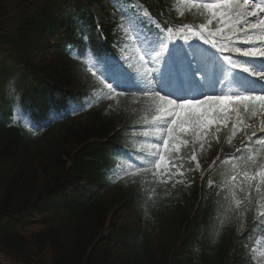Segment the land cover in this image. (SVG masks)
Returning <instances> with one entry per match:
<instances>
[{"label": "trees", "instance_id": "16d2710c", "mask_svg": "<svg viewBox=\"0 0 264 264\" xmlns=\"http://www.w3.org/2000/svg\"><path fill=\"white\" fill-rule=\"evenodd\" d=\"M147 1L158 12L163 10L166 17L170 13V20L198 22L196 18L203 16L181 0ZM39 3L43 5L39 7ZM54 5V0H0V114L4 116L12 104H17L8 98L10 88L20 95L21 107L32 109L34 102L38 117H44V112L54 106L50 82L63 91L83 92L85 96H92L99 88L81 64L63 53L62 42L75 43V37L63 34L64 9L56 11ZM66 36L70 39L65 40ZM6 55L13 61L11 71L16 77L11 87L4 74L8 69ZM65 99L63 96L61 102ZM111 105H99L41 134L22 126L0 127L2 253L26 264H169L175 242L189 221L187 207L174 203L162 208L150 223L154 226L152 236L148 234L135 248L125 237L103 235L108 224L116 230L135 221L131 199L125 200L129 195L115 188L94 199L84 191L82 179L98 172L93 163L83 162L80 156L91 152L92 141L110 135L125 142L122 130L135 121L132 107L120 102ZM100 146L92 149L99 152ZM100 158L106 155L97 154L96 159ZM70 161L71 173L67 170ZM199 190L201 193L202 186ZM199 190L193 192V203H187L191 208ZM225 234L218 250L222 251L211 258L216 264H223L234 235L229 230ZM206 253L202 256L217 252Z\"/></svg>", "mask_w": 264, "mask_h": 264}, {"label": "snow or ice", "instance_id": "6c2138e0", "mask_svg": "<svg viewBox=\"0 0 264 264\" xmlns=\"http://www.w3.org/2000/svg\"><path fill=\"white\" fill-rule=\"evenodd\" d=\"M191 7L207 20L202 29L213 23L216 25L214 31L189 30L182 34L185 42L190 35L198 37L209 46L208 50L214 49L217 59L225 66L222 79H218L211 89L201 87L193 92L172 72L166 78V87L171 91L160 86L157 77L140 82L138 89L130 90L117 88L101 72V83L110 96L135 92L144 98L145 111L151 114V119L145 120L149 129L143 134L153 137L156 142L150 145V159L145 157L149 167L142 165L140 171H151L154 180L163 184L171 182L175 187L176 183L182 182L177 178L184 177L186 171L200 170L198 153L210 148L213 142L220 143L222 131L227 130L226 142L234 151L226 157H218L221 162L231 164L230 180L226 184L235 199L238 177H242L238 182L242 195L236 200L237 207L259 209L264 207V143L259 150L254 149L258 142H264V135H258L264 134V70H254L253 65H264V0H192ZM129 23L135 22L129 20ZM156 44L159 45L158 51L150 45L145 53L154 65L163 63L165 53L170 51L162 31ZM173 46H178L181 51L184 49V45ZM140 60L148 62L144 55ZM236 70L248 74L254 87L237 89L226 86ZM159 76L164 79L162 71ZM203 76L194 73L190 79L202 81ZM174 79L177 81L175 85ZM184 79L189 78L185 75ZM237 136L239 146L233 144ZM186 163L189 164L187 169ZM208 184L211 187L213 181L209 179ZM258 219L264 224V211L259 212Z\"/></svg>", "mask_w": 264, "mask_h": 264}, {"label": "rangeland", "instance_id": "374dc122", "mask_svg": "<svg viewBox=\"0 0 264 264\" xmlns=\"http://www.w3.org/2000/svg\"><path fill=\"white\" fill-rule=\"evenodd\" d=\"M110 3L111 4H118L119 8L122 11V14L124 16H126L127 18H130L132 21L136 22L137 19H140V20H143L144 23L146 22V20L142 19V17L143 16L146 17L147 15L143 13V9H141V11L139 10V8L137 7L138 5L135 2L127 4V0H111ZM95 12L97 14L98 19H100L101 21L103 19L108 20L105 17L107 15V13L103 9L96 6ZM109 17H110L109 19H113L114 13H111L109 15ZM139 25H140V23H139ZM139 29H140V27H139Z\"/></svg>", "mask_w": 264, "mask_h": 264}]
</instances>
